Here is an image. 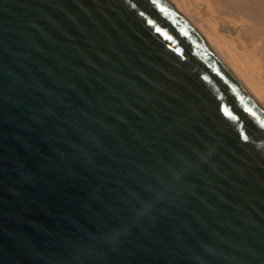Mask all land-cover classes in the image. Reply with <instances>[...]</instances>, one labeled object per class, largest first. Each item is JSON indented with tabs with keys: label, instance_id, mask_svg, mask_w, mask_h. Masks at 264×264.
I'll return each mask as SVG.
<instances>
[{
	"label": "water",
	"instance_id": "95a60500",
	"mask_svg": "<svg viewBox=\"0 0 264 264\" xmlns=\"http://www.w3.org/2000/svg\"><path fill=\"white\" fill-rule=\"evenodd\" d=\"M0 264H264V108L165 0H0Z\"/></svg>",
	"mask_w": 264,
	"mask_h": 264
},
{
	"label": "bare ground",
	"instance_id": "6f19581e",
	"mask_svg": "<svg viewBox=\"0 0 264 264\" xmlns=\"http://www.w3.org/2000/svg\"><path fill=\"white\" fill-rule=\"evenodd\" d=\"M264 108V0H165Z\"/></svg>",
	"mask_w": 264,
	"mask_h": 264
},
{
	"label": "snow or ice",
	"instance_id": "6c2138e0",
	"mask_svg": "<svg viewBox=\"0 0 264 264\" xmlns=\"http://www.w3.org/2000/svg\"><path fill=\"white\" fill-rule=\"evenodd\" d=\"M141 15H143V13H141Z\"/></svg>",
	"mask_w": 264,
	"mask_h": 264
}]
</instances>
